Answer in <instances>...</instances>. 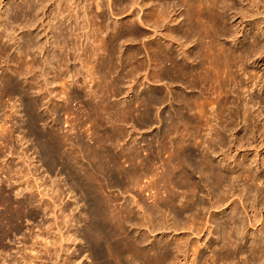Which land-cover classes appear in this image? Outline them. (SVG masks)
<instances>
[{
    "label": "rangeland",
    "instance_id": "374dc122",
    "mask_svg": "<svg viewBox=\"0 0 264 264\" xmlns=\"http://www.w3.org/2000/svg\"><path fill=\"white\" fill-rule=\"evenodd\" d=\"M30 1H31V4L34 8L36 6L38 7V8L36 7L38 10L35 9L36 11L33 10V12H32L28 8V4ZM39 2H42V3H39ZM88 2L92 3V0H88ZM34 3L37 5H35ZM66 3L67 2L59 3V0H0V14L2 15V18L0 16V18H1L0 19V28H2V27L4 28V26H8L9 30L13 29L12 32H14L15 35H19V36L24 37V43L27 40H29V38H28L29 36H26L27 33L30 34V32H31V33L37 34L39 32V34L41 35L38 37L35 34V35L30 37V39L33 37L31 40H33L35 43L34 44L35 49H33V51H31L30 55L28 54L27 58L29 57V60H30V58L38 59V64L41 63V60L47 59V65L42 66L40 64L38 66V67H40V69L37 70V74L45 71V75L44 76L41 75L38 78V80L40 81L41 85H43V86L47 85L49 94L51 93L52 95L51 94L50 95L56 97L58 100V101H55V103H50L47 100L48 98L49 99L51 98L49 96L46 99L49 104H47L46 101L45 102L47 105H51V106L46 105L44 107L43 105L39 104L38 102H37L38 104L35 103L37 101V99H35L36 94L34 93V90H28L26 88L25 92H23V88H22L21 90H16V91L12 90L9 92H0V146H1L0 147V154H1L0 155V198H1L0 199V264H13L14 262L16 264H21L22 261L20 260V257L24 253V251H25L24 254L28 253L29 257H31V256L34 257L36 255L35 253L39 251V247L42 245L43 246L45 245L44 243L46 242L47 237H49V239L51 238L50 241L53 238L55 239L57 237H60V236H58L60 233H57L58 227L56 225H55L56 227L54 229V231H56L55 232L56 235L51 234L49 236V234H47L48 228L46 230V227L47 226L49 227L50 224H53V225L58 224L60 227L62 225V227L65 229V231H64V229L62 228V231H64L63 233L66 232L65 235H68L69 232L67 230H69L70 234L74 238H71L72 242L70 241L64 247V250H61L60 248H58V250L56 251L55 246H52V243H50L51 251L49 254H46L45 251L43 249H41L42 251H40V253L38 252L39 254H37L39 257L38 258L39 260L38 259L35 260V263L37 262L36 264H67L68 261H66V260L68 259V256H69L68 253L70 254L71 259H72L71 260L72 262L69 261L68 264H99V262H100L97 259V257L94 255L90 244L87 243L88 241L85 240L80 233L83 230V227H85L87 224H89V221H90V218H89V221H88V218L84 219L86 217L85 216L86 214H84L86 212L85 211L86 210L85 209V207H86L85 203L86 202L83 198L84 194L81 193L82 191L80 190V188H78L74 185L72 177L70 175H68L69 174L68 170H65L64 166L61 164L62 161L58 160V162L55 164L54 169L52 171L48 170L47 166L44 165V163H43L44 162V157H43L44 153L42 152V150H44V147H43L42 140L45 141V138H42V134H45V132H46V134L51 133V134L55 135L56 137L59 138V140L60 139L62 140V141L60 140L61 142H63V140L67 141L66 140V137H67L69 142L68 141L67 142L64 141L65 143L63 142V146H65V147L62 148V151H64V152L68 151V153H72L73 151H75V153L79 156V161H80L81 165L85 166V169L87 167V169L89 171L90 170L93 171V169H94L93 166H95L94 172H97L96 166H98V165H99L98 167L103 166V168L105 169V172L103 174L99 173L98 174L99 178H100V180L103 179L102 180L103 184H105L106 182L107 183L109 182L112 185L111 188H108L109 191L106 189L107 190V192H106V190H105L106 193L104 192V195H107V196L111 195V197L114 199V203H115V201L117 203V204L115 203L117 208L118 207L122 208V207H125L126 205L129 207L132 206V208H134V210H135V214L136 215L138 214L140 217L139 218L137 216L139 218V219H137L138 221L142 219V217H143L142 215H145L144 209H146L149 206H150V208H152V206H153V208L156 209V211L154 210V213H155L154 216H156L155 217L156 221H159L160 219L163 218L162 221L161 220L160 221L162 223H165V225L161 224L160 221L159 222L161 225L155 221L156 226H157V228L155 230L153 228H152L153 230L150 228V225L152 226L151 223H150V225H148L149 228L152 230V232L150 233V236H149L151 241H147L144 244L145 245L144 247L148 250L152 246V245H150L151 242H153L158 247L161 246L160 250L163 253H165V257H166V259L163 260L164 261L163 264H168V263H166V261L168 262V257H167L168 256V248H167L168 244L170 245L171 248L173 247L172 250L175 251L177 249L176 246L178 245V242L179 243L181 242V241L176 242L177 241L176 239H179V237L181 238L183 236L187 237V238L184 237V241H186V251H185L186 253L184 252L183 254L178 255L179 261L177 260L176 264H179L180 261H181L180 264L181 263L182 264H191V263H193V261L195 259H196L195 260L196 263L194 262L193 264H212V263L213 264H262V263L264 264V256L261 257L259 254V255H257L259 257V259L257 257V260H256V258H254V257H256V255L255 256L253 255V257H252V256H250V255H252L250 250L248 251V249H250L251 245H252L251 241L256 239L258 236L260 239L264 240V234H262V233H260V231H258V229L260 230V228L262 226L261 225L262 219L264 217L262 216L261 221L258 224L256 223L253 227L252 222H254V220L253 219L251 220V218H252L251 216L254 213H253V210L249 207V204H247V206H248V208H250L249 209L250 211L249 212L245 211V213H247V214L244 213V217L247 215L246 221L251 220L252 222L249 221V222H251V224H248L249 222H247L248 230L246 228V231H245L247 234L246 233H244L243 235L241 234L240 240H238V243L240 242L239 248L241 250L238 248L237 253L236 254L233 253V255L230 257V256L226 255L227 248L224 247V245H226L227 243L224 242L225 240L223 241V239H224L223 234L224 233L222 234L221 228L219 229V232H218V228L220 226L217 224V222L221 220V217H222L221 213L222 212H225V211L230 212L231 211V209L228 208L230 206V202H228L229 200L227 202H225L226 205H224L225 203L222 204L223 205L222 207H214L213 209L210 207V209H209L210 211L209 210L204 211L205 214H203L204 213L203 211H201V214H199V213L195 214L194 211H191V212L187 211L184 215V219L187 217L186 220L183 219V222L180 225V227L178 229L174 230L172 228H169V225H168V219H171L172 213L169 212V210H167L168 209V201H167L168 198H166V197H168V195H167L168 194L167 193L168 180H166V181L164 180V179H166L165 177H168V159H169V157L171 155L176 156L177 154H179L180 150H184V149L185 150L189 149V150L195 151L196 156H198L197 157L198 160L200 158L201 153L205 154L206 151L207 152H213V153H211L213 155V157L211 155V158L215 159V157H216V159H215L216 162L218 160H220L217 162L218 164H220L219 162H221L224 158V161L221 162V164H223V165H220V166L222 168H224L225 170L233 169L234 168L233 165H235L236 163H240L241 161H243L244 158L246 159V160L244 159L246 161L245 163H247V161L250 159V157H251V160H252V157H256L257 160L259 159L258 162L260 161L262 163L263 158H264V137H263L264 132L261 131L263 129L259 130L256 127L259 124H260V126L264 124V48H263V52H262V48H261V51H259L258 54L250 56L248 59H245V61L243 63L242 62H239L237 64L233 63L232 65H230V67L231 66H233V67H231V68L228 67L227 69L225 68V72H223L224 76L228 75L227 71H229L230 69H233V71L235 72V74L238 77L237 81H242V85L239 86L238 93H236L235 88H237V87L234 86V83L232 81H230V79L226 80L227 77L226 78L223 77L224 79L223 78L221 79V81L223 80L222 81L223 86L227 85L226 86L227 88L229 87L232 90H234L235 93L233 92V94H231L233 101L236 99L235 100L236 103L238 102V104H241L235 108L236 110L237 109L243 110L245 108V106H249V110L246 113L249 120L245 121L244 118L246 115H244V111L242 112V110L241 111L239 110L240 115L237 114L238 117L236 116V117H233L232 120H228V123H230V121H232V123H231L232 127H230L231 131H229V127L226 126V124H225V126L228 129L225 128L224 124H220L222 121L221 119H219L220 122H217L213 118L215 120L213 124H215V125L219 124L217 126H224V127H222L223 132L226 131V133H225L226 135L223 134V136L225 135L226 137L225 136L224 137L223 136H219V137L216 136L215 137L213 133H212L213 136L211 134H209L210 130L208 129L207 126L205 127V125H203L204 127L203 126L197 127L198 123H197L196 118L194 116L196 110H194L192 112H190L188 110H184V114L187 117V121H185V123L181 122V124H177V118L174 117V115L172 117V111L174 110V108L170 107L171 105H169V102H168V68H167L168 62L166 64L165 63L162 64L163 65L162 68L164 70H162L161 67H159L157 69L156 68L146 69L143 67H139L137 70V74L138 73L139 74L138 75L136 74L135 76H128V79H125L126 83H125V80H122L120 83L121 84L120 88H118V89H116L114 86L111 85V83H112V82L110 83L111 79L107 78V75H106V73H104L103 70H99V72H100L99 74H97L95 72L96 73V75H95L96 79L90 78V73H88L89 69H87V66L89 64L87 65V63H85L88 59V57L86 55H87L88 50L91 51L92 50L91 48L92 47L95 48V46L98 45L99 42L98 41L95 42V39L92 38V35L94 34V32H93V29H92V26L90 23L88 25H89V29L92 30V31L90 30L92 32V34L87 35V31H89V30H87V27H86L87 26L86 20H82V18H81L80 19V20H82L81 23H77V22H75V20H73L74 22L73 21L72 22H68V21L66 22L64 20V18L60 14L63 13L64 11H66V9H67ZM17 4L19 5L20 9L16 10V8H17L16 6H18ZM39 5H41V6H39ZM238 6L242 7L241 4L240 5L238 4ZM95 9L96 8L94 7L93 8L94 12L95 11L97 12L98 10H95ZM106 9H107V7H105V11L107 12ZM23 10H24V12H23ZM257 10H258V12H257L258 14L255 12L256 16H252V17L249 16V17H246L243 19V17H241L240 15H237L234 18V21H233L234 26L232 27V32L237 35L236 40L232 39V38H228V37H223L222 42L227 44V45L232 46L236 50V49L240 48V46L242 48L243 47H250L255 36H256L259 38L260 43L264 47V34L262 33V31H264V9L263 8H258V9L255 8V11H257ZM98 12L102 13V9H100V11H98ZM140 12L141 11H139V13ZM6 13H8V14H6ZM143 13H144V11H142L140 14L143 15ZM6 15H7V17H6ZM9 15L10 16L12 15V16L9 18ZM92 15L93 14H91L90 16H92ZM15 16L17 18L15 19V21L14 20L12 21V19H14ZM5 20H9V21H6L7 22L6 23ZM255 22L261 23L260 29L258 31H257V28H255V26H254ZM13 23L15 25H13ZM16 24H18V25L16 26ZM2 25H4V26H2ZM12 25H13V28H11ZM74 25L76 27H74ZM166 26H164V28L161 27L159 29L162 32L161 33L159 31V34L161 33L165 37V39H166V37L168 38V36H167L168 35L167 34L168 28H166ZM14 27H16L17 30ZM72 27H74V28H72ZM152 29L155 30L154 28H152ZM9 30L7 33H9L11 31V30L10 31ZM153 30H151V32ZM22 32H24V33H22ZM59 32H60V34H59ZM151 32H149V33H151ZM154 32H152L149 35H151V37H152ZM164 32H165V34H163ZM75 33L77 36H74ZM109 34H110V30H108V29L107 30L104 29L102 31V36L108 37ZM80 36H82V37L79 38ZM153 37L155 38V36H153ZM154 38H151V39H154ZM93 39H94V41H93ZM125 40L126 39H123L120 43H123ZM166 40L168 41V39H166ZM12 42L13 41H9L8 43L9 44L11 43V45H12L13 44ZM93 43H95V44L97 43V44L95 45ZM87 44L88 45L90 44V45L87 46ZM131 44H132V42H131ZM131 44H130V41H128V42H126V45L123 47V49L119 50V52L117 54L118 55L117 58L119 59V63H116V64H118V67L121 66L122 63H124L123 61L121 62V60H123L127 57V55H126V48L127 47L126 46H129ZM133 44H135L136 46L140 45L137 47H141L142 42L137 41V42H134ZM36 45H39V46H36ZM56 45H58L60 47L62 46L61 47L62 50H61V48H58V47L54 48ZM90 46H92V47H90ZM73 47H74V49L76 47L75 51H74ZM13 48H14V46L10 50V55L15 56V55L19 54L20 51L23 53V55H25V52H26L25 48H22V50H20L19 47H18V50L16 48H14V50H13ZM15 49H16V51H15ZM50 49L53 50V52L55 53L54 56L52 55V52L50 51ZM70 49H71V51H70ZM42 50L44 51L43 53H42ZM67 51H69L70 53ZM62 52L66 53V54H63ZM92 52H95V50H92ZM22 53L19 55H22ZM67 53H69L70 55ZM83 53H85V54H83ZM62 55H65V57L67 56L69 58V59L64 58V59H66V61L68 60L69 63H67L68 61L65 62L63 60L64 56H62ZM119 55H120V57H119ZM82 56H83V59H81ZM53 57H55L56 60L52 59ZM96 57H98V56H96ZM96 57L91 59V60L95 59V61H91V60L90 61L96 63L98 60V58L96 60ZM145 57H146L145 53L142 52L140 54V57H139L140 61L137 60V61H139L138 63L145 61L146 60ZM58 58H59V60L61 59L62 64L60 63V61L57 60ZM84 59H85V61H84ZM118 59L116 62H118ZM51 61H53V62L50 63ZM79 61H83V62H79ZM64 62H65V64H64L65 66L63 65ZM81 63H85L87 66H83L85 64H81ZM52 64L54 65L55 68H53ZM164 65H166V67ZM137 66H138V64H137ZM67 67L69 70L67 69ZM88 68H89V66H88ZM140 68H141V70H139ZM118 69L120 72H123V74H127V71H125L126 70L125 68L123 69V67H119ZM161 70L163 73L160 72ZM68 71H70V72L68 73ZM138 71H140V72H138ZM154 71H155V73H154ZM156 72L157 73L159 72L160 77H159V75L156 76L157 75ZM152 73L155 74V76H153ZM1 74H2V69L0 68V75ZM88 74H89V77H88ZM99 75H100V77H99ZM101 76H103V77H101ZM165 76L167 77V79ZM64 77H66L67 80L69 79V82L72 84V87L69 86V88H66V92H67L66 94L67 95L65 93H63L65 90L63 89L62 84H60V83L64 82L63 81ZM85 77H86V79H85ZM87 77H88V79H87ZM154 77H156V78H154ZM157 77H159V78H157ZM161 77L163 79L164 78L165 79L159 80ZM66 78H65V81H67ZM97 78H99L98 81H97ZM73 79H74V81H72ZM91 79H92V81H91ZM129 79L132 81H127ZM59 80L62 82H60ZM101 80H103V81H101ZM84 81H89V82H87V84H86V82H84ZM96 81H97V85H96ZM135 81H136V84L134 83ZM258 82L260 84L259 86H257ZM42 83H44L45 85ZM217 83H219V81L218 82L213 81V82H211V84L209 83L207 85V86H209V89H211V90L208 91L207 92L208 95L206 94L205 96L209 97L210 98V99L208 98L209 100L212 99V102H213V104L212 103L208 104L209 105L208 111L209 112L210 111L211 112L216 111L215 113H213V115L209 114L210 118H212V116L214 117V114H216L218 111L217 109L219 108V104L215 102V101L219 100V98H217V97H220V99L222 98V96L220 94L221 88H219V87L216 88L217 85L218 86L220 85V83L219 84H217ZM22 84H23V82H22ZM94 84H95V86H94ZM137 84H140V85H137ZM90 86H92L93 89H91ZM97 86H98V88H97ZM131 87H133L134 89H131ZM89 88L92 91L93 90L94 91L92 92ZM137 88H138V91H137ZM99 91H100V93H99ZM213 91H215V92L217 91L216 94L214 92L212 95ZM143 92H145V93H143ZM209 92L211 95L209 94ZM94 93H96V96H97L96 100L92 98V97L95 98ZM155 94H157V95H155ZM159 94H160V96H158ZM237 95H239V96L237 97ZM154 96L156 98H158V97L159 98H158L157 102H155V104L154 103L151 104L149 102V99L151 97H154ZM213 98L216 100H213ZM133 99H136L135 103L134 102L132 103ZM159 100H162V101H159ZM26 101H28L27 102L28 104L31 102V105L33 103H35L37 106V109L35 108V110H33V112L30 111V109H28V106L26 105L27 104ZM241 101H243V102H241ZM244 103H245V105H244ZM52 104L58 105V107L54 109L53 108L54 106ZM40 105H41V107H40ZM96 105H98V106H96ZM232 105L233 104H231L230 106L233 108ZM29 106H30V104H29ZM174 107L176 108L177 105L175 104ZM238 107H241V108H238ZM50 108H53V109H50ZM207 108H208V106H207ZM210 108H212V109H210ZM168 110H171V111H169L170 113H168ZM230 111L233 112V109L228 107L226 110V114ZM261 112L263 113L262 116L260 115ZM90 114H92V115H90ZM93 115L95 116V118H93L94 117ZM35 117H36L38 122L36 123L35 126H32V118L35 119ZM206 117H207V113H206ZM223 120H226V118L225 119L223 118ZM40 121H42V122H40ZM172 121H175V122H172ZM186 122H188L189 124L188 123L186 124ZM173 124L178 125V127H179V125H181V126H180V128L176 129V128H174L175 126L174 127L172 126ZM182 124H183V126H182ZM181 127L182 128L184 127L185 132L187 130L189 134H187V132L184 133L183 132L184 130L181 129ZM249 127H250V131L248 130ZM1 128H3V129L1 130ZM4 128H6V129H4ZM196 128H197V130H196ZM242 128H244L246 130L244 131V129H242ZM254 128H256V130ZM198 129H199V131H198ZM252 129H254V130H252ZM247 130H248V132H247ZM252 131H254V132H253V134H251V137H249L248 133L249 132L251 133ZM261 132H262V134H261ZM194 133H196V134H194ZM231 135H233V137ZM234 135L237 136L236 139L234 138ZM260 135H263V136L261 137ZM244 136H245V138H244ZM222 137L224 139H222ZM240 137H242L243 139L241 138L242 140H240ZM217 138H220L221 140L217 139ZM247 138H249L250 140H248ZM189 139H190V141H189ZM237 139H238V141L239 140L241 141L240 142L241 145L238 143ZM217 140L220 141V143H218ZM223 140H224V143H222ZM214 141H216V142H214ZM234 141H236L235 143H237V144H235ZM189 142H191V143H189ZM211 142H212V145H211ZM182 144H184L183 147H182ZM82 145H83V147H82ZM95 151H96V153H101V155L103 157L102 156L98 157L99 159L94 158L95 154H96ZM256 151L257 152L259 151V152L256 153ZM132 152L137 153L136 157L131 155ZM216 153H217V156H215ZM252 154H256V155L253 156ZM112 157L114 159H112ZM132 157H134V158H132ZM135 158H136V160H135ZM96 159L99 163L96 161ZM111 159H112V161H111ZM113 160H115V162H113ZM148 162L151 165L148 164ZM249 162L251 163V161H248V163ZM74 163H75V161L73 162V165H74ZM97 163H98V165H97ZM101 163H103V165ZM228 164H229V166H228ZM147 165H149L148 166L149 169H147V167H146ZM77 166H78V168H80V165H76V163H75V165L73 166L74 167L73 170L78 171L79 169L77 168ZM88 166H90V167H88ZM223 166H225V167H223ZM230 166H231V168H230ZM226 167H228L229 169H227ZM89 168H91V169H89ZM263 169L264 168H262V170ZM129 172H134V173L137 172V174H135L137 178H135V176H134V178L128 179L126 176H124L125 173H129ZM24 174L25 175L27 174V175L24 176ZM110 174L111 175L114 174V175L110 176ZM164 174H165V176H164ZM263 174H264V170H263ZM198 176H199V174H198ZM104 178H107V181L104 182ZM112 179L115 181H113ZM121 179H123L122 180L123 182H127L128 184L126 183L122 187V189H119L121 187L117 186V182L118 181L121 182ZM28 180H29V182H27ZM133 180H135V181L133 182ZM129 181H130L131 185H129ZM204 181H205V177H204ZM113 182H115V183H113ZM203 184L204 183H202L201 185H202V188L204 190L202 189L203 191L202 190L200 191V193H199L200 197L198 194V198H200L198 200L200 201L201 204L204 203L206 206H210V204L212 202H215V197L213 198L212 195L210 196L209 193H207L208 190H207V188L205 189V187H203ZM38 185L39 186L41 185V188ZM132 185L134 187H132ZM136 185H138L139 187ZM258 186H261V185H258ZM147 188H149V189H147ZM45 189H46V192L49 191L48 193H50V195L49 196L46 195L45 197H43L44 198L43 199V198H41L42 196H40V195H41V193H44L43 191ZM149 190H151V191H149ZM185 194L186 193H182L181 196L182 197L185 196L184 199H187V200L191 197L190 199L192 200L193 197L191 195H189L190 193H188V195L187 194L185 195ZM187 196H188V198H187ZM208 196H209V198H208ZM233 199L238 200L239 204H242L241 201L239 200L240 198L238 199L237 196ZM3 200L6 202H4ZM206 200L209 201L210 204ZM216 200L218 201L217 197H216ZM41 202L49 204L50 205L49 208H51V209L45 210V207H42L43 204ZM52 202L54 204H56L57 206L52 204ZM133 203H134V205H133ZM28 204H30V205H28ZM39 204H41V205H39ZM158 204L159 205L162 204L161 206H163V207L159 206ZM155 205H156V207H154ZM18 206H23L21 212L22 213L24 212V214H22L20 212L22 219L18 218V217H16L14 219L13 225H20V231L17 232V231H13L11 229V225H8L7 220H4V219L10 211H16V207H18ZM157 206H159V207H157ZM63 208H64V211H66V215L68 217V220H66L67 218H63V216H62V213H61L62 210L61 209H63ZM141 208L142 209L144 208V209L141 210ZM161 208H163V209L166 208V209L163 210ZM242 209L244 210L243 207H242ZM220 211H222V212H220ZM260 211L263 213L262 215H264V209H260ZM82 213H83V215H82ZM207 214H208V217L206 218ZM74 215H77L80 218L79 221L77 220L79 222V225H77V227H76L75 222H73L75 220H72L74 225L72 224V222H71V224L69 223L70 218H72ZM191 215H193V216L197 215V217H198V215H200V216L198 217L199 219L196 218V221H195V219H193V220L190 219L193 217V216L191 217ZM248 215H249V217H248ZM69 216H71V217H69ZM77 216H76V218H77ZM157 216H159V217L157 218ZM203 216L205 218H203ZM195 217H193V218H195ZM201 218H203L201 220L202 222L199 221ZM55 219H56V221H55ZM64 220H65V222L62 223ZM146 220H147V222H149L148 219H145V221ZM188 220L192 221V222L190 223ZM214 220L215 221L217 220V221L215 222ZM197 221H199L201 223L199 224V222H197ZM196 222H197V224H195ZM68 223H69V225H68ZM209 223H210V226L212 227V228L210 227V229H209ZM7 225H8V228H7ZM35 225H37V226H35ZM158 225H160V226H158ZM187 225H189V228L187 227ZM214 225H216V226L218 225L217 226L218 228L215 227ZM190 226H192V229H190L191 228ZM194 226L197 230L194 228ZM182 227H183V229H181ZM198 227H199V229H198ZM42 228L43 229L45 228L44 233H43ZM146 228L144 227V228L140 229V231H139L140 235L145 233ZM203 228H205V229H203ZM34 229H35V232H34ZM36 229L38 231H40L41 234L38 233V231ZM132 229H133L134 233H137L136 228H132ZM200 229H202V230H200ZM228 229H230V227H228L227 230ZM198 230H200L201 233ZM192 231H194V233H192ZM180 232L182 233L183 236L181 235ZM216 232H218V233H216ZM36 234H38V236L40 234V237L39 238H38V236L36 237ZM220 234H222L223 236ZM175 235H176V237H175ZM217 236L219 238H216ZM251 237L254 239H252ZM36 238H38V239H36ZM245 238H246V240H245ZM26 239H29V245L26 243V241H25ZM187 239H189V240H187ZM199 239L201 242L199 241ZM37 240H39V243L36 242ZM173 240L175 241V243ZM47 241L49 242V240H47ZM34 242L38 243L37 245L35 244L36 247H38V251H36L37 249L34 251H31L32 250L31 247H32V244L34 245ZM187 242L190 243V245H188ZM241 242H242V244H241ZM197 244H198V246H200L199 248H198ZM201 244H203V245H201ZM248 244H250V245H248ZM263 244H264V242L262 243V250L264 252V245ZM26 245L28 246V250L26 249V247H27ZM206 245H208V246H206ZM201 246H202V248H201ZM67 247H69V248H67ZM241 247L243 248V250ZM90 248H91V250H90ZM224 248H225V250H224ZM244 248L247 250H245ZM164 250H165V252H164ZM194 250H196V252H193ZM241 251H243L244 253L241 254L240 253ZM31 252H34V254H32ZM247 252H248V254H247ZM30 253H31V256L29 255ZM58 253L61 256H59ZM151 253L153 254V252H151ZM175 253H178L177 250L175 251ZM196 253H197V255H196ZM217 254H218V259H220V261H218V259H217ZM219 254H221L220 258H219ZM186 255L188 256V258L189 257L190 258L188 259ZM261 255H264V254L261 253ZM245 256L250 258V260L252 258L251 261L252 262L254 261V262L253 263H247V261H244ZM260 257H261V259H260ZM150 258L152 259L153 264H155V259H154L153 255H150ZM197 258H198V260H197ZM215 258L217 261L215 260ZM230 258L231 259L233 258V259L230 260ZM212 259H214L216 262L214 260H213L214 261L213 262ZM3 260H6L5 263ZM258 260H259V262H257ZM261 260H262V262H261ZM12 261H13V263H12ZM207 261H208V263H207ZM221 261H222V263H219ZM223 261L225 263H223ZM30 264H34V262L30 263ZM136 264H144V263L138 262ZM170 264H175V263H170Z\"/></svg>",
    "mask_w": 264,
    "mask_h": 264
},
{
    "label": "bare ground",
    "instance_id": "6f19581e",
    "mask_svg": "<svg viewBox=\"0 0 264 264\" xmlns=\"http://www.w3.org/2000/svg\"><path fill=\"white\" fill-rule=\"evenodd\" d=\"M63 2H67L66 3V5H67L66 11H64L63 13L60 14L64 18V20L66 22L67 21L72 22L73 20H75V22H77V23H81L82 20H86L87 21L86 27H87V30H89V31H87V35L92 34V32H91L92 30L89 29V25H88L90 23L92 26L93 32H94V34L92 35V38L95 39V42L96 41L99 42L98 45H96L98 42L96 44L93 43L96 45L95 48L90 46V47H92L91 48L92 50H95V52H92V50L91 51L88 50V52H87L86 56L88 57V59L87 58L86 59L88 62L86 61L85 63H87V65L89 64L88 65L89 68L85 63H81V64H85L83 66H87V69H89L88 73H90V78L96 79L95 78L96 73L99 74L100 73L99 70H103L104 73H106L107 78L111 79V81H110V83L112 82L111 85L114 86L116 89H118V88H120V85H121L120 83L122 80L128 79V76H135L137 74V70L139 67H143L146 69H152V68L157 69L159 67L162 68L163 67L162 64H164V63L166 64L168 62L167 63L168 64V67H167L168 68V102H169V105H171L170 107L174 108V110L172 111V117L174 115V117L177 118V124H181V122L185 123V121H187V117L184 114V110H188L190 112L196 110L194 116H195L196 121L198 123L197 127H200L203 125H205V127L207 126L208 129L210 130L209 134L212 135V133H213L215 137L216 136L217 137L223 136V134L226 133V131L223 132V128H222L225 126V124H226V126L229 127V131H231L230 127H232L231 126L232 121H230V123H228V120H232L233 117H236L237 114H239L242 109L241 110L239 109L240 111L238 109H237L238 111L235 109L238 105H241V104H238V102L236 103V101H235L236 99L233 101L231 94H233L234 90H232L229 87L227 88L226 87L227 85H225V84H224L225 86H223L222 85L223 80L221 81V79L223 77L224 78L227 77L226 80L230 79V81H232L234 83V86L237 87L235 89H236V93H238V88H239V86L242 85V81H237L238 77L235 74V72L233 71V69H230L231 67H233V66L230 67V65H232L233 63L237 64L239 62L243 63L245 61V59H248L250 56L258 54V52L261 51V48H262V52H263L264 47L260 43L259 38L256 36H255L250 47H243L242 48L240 46V48H238L236 50L232 46L223 43L222 38L228 37V38H232V39L236 40L237 35L232 32V27L234 26V24H233L234 18L237 15H240L241 17H243V19L246 17H249V16L250 17L256 16V13L258 12V10L255 11V8H257V9L263 8L264 9V0H92V3H89L88 0H59V3H63ZM39 3H42V2H39ZM238 4L239 5L241 4L242 7H239ZM35 5H37V4H35ZM41 5H39V6H41ZM16 7H17L16 10L20 9L19 5ZM36 7L34 8L32 6L31 1L29 2L28 8L32 12H33V10L38 8V7L37 8ZM94 7L96 8L95 10H98V11H100V9H102V13L98 12V11L94 12V10H93ZM105 7H107V9H106L107 12L105 11ZM138 10L141 12L144 11L143 15L140 14L141 12L139 13ZM23 12H24V10H23ZM89 12L93 15L90 16L91 14ZM6 14H8V13H6ZM0 16L2 18L1 14H0ZM11 16L9 15V18ZM6 17H7V15H6ZM16 18L17 17L15 16L14 19H12V21L13 20L15 21ZM81 18H82V20H80ZM6 21H9V20H5V22ZM4 25H2V26H4ZM13 25H15V24L13 23ZM13 25L11 28H13ZM17 25L18 24H16V26ZM164 26H166V28H168V30H167L168 38L166 37V39H168V41L161 34L162 33L161 30H159L161 27L164 28ZM254 26H255V28H257V31H258L260 29L261 23L255 22ZM7 27L8 26H4V28L3 27L0 28V68L2 69V74L0 75V92H9L12 90L16 91V90H21L22 88H23V92H25V89L27 88L28 90H34V93L36 94L35 99H37V101L35 102L36 104L39 103L45 107L47 104H49L48 102L55 103V101H58L57 98L54 96H51L52 94L51 93H50L51 95L49 94L47 85L46 86L41 85L40 81L38 80V78L41 75L42 76L45 75V71L42 73L40 72L41 74L40 73L37 74V70L40 69V67H38V66L40 64L42 66L47 65V59L41 60V63L38 64V59L30 58V60H29V57L27 58L28 54L30 55L31 51H33V49H35V46H34L35 43L33 40H31L33 37L31 39H30V37L35 35L36 33H31V32H30V34L27 33L28 35L26 34V36H29L28 37L29 40L26 39L27 41L25 40L26 42L24 43V37L19 36V35H15L14 32H12L13 29L12 30L10 29L11 30L10 31L9 27L8 28ZM74 27H76V26L74 25ZM74 27H72V28H74ZM14 28L16 29V27H14ZM103 28L105 30H107V29L110 30V34L108 37L102 36V31L104 30ZM152 28H154L155 30H153ZM8 30L10 31L9 33H7ZM151 30H153L152 32L155 31L153 33V36H155V38L153 36L151 37V35H149L152 33ZM159 31L161 32L160 34H159ZM149 32H151V33H149ZM22 33H24V32H22ZM262 33L264 34V31H262ZM59 34H60V32H59ZM163 34H165V32ZM36 36L39 37L41 35L38 32L36 34ZM74 36H77L76 33L74 34ZM82 36H80L79 38H81ZM150 37L154 38V39H151ZM94 39H93V41H94ZM123 39H126V40L123 43H120ZM9 41H13L12 42L13 44L12 45H11V43L9 44L8 43ZM128 41H130V44L132 42V44L129 46H126L127 47L126 48L127 57L125 59H123L121 57L123 59V60H121V62L123 61L124 63H122V65L119 66V67H123V69L124 68L126 69L125 71H127V74H123V72L119 71L118 64H116V63H119V59L117 58V56H118L117 54H118L120 49H123V47L126 45V42H128ZM137 41L142 42L141 47H137L140 45L136 46L135 44H133L134 42H137ZM89 45L87 44V46H89ZM13 46L17 50H18V47L20 50H22V48H25V50H26L25 55H23V53L21 51L20 52L22 53V55H19V54H21L20 52L17 55L14 54L15 56L10 55V50ZM36 46H39V45H36ZM56 47L61 48L62 46L60 47V46L56 45L54 48H56ZM14 48H13V50H14ZM16 49H15V51H16ZM73 49H74V47H73ZM75 49H76V47H75ZM75 49H74V51H75ZM53 50L50 49V51L52 52V55L54 56L55 53L53 52ZM61 50H62V48H61ZM70 51H71V49H70ZM43 52L44 51L42 50V53ZM67 52H69V51H67ZM142 52L145 53L146 60L142 61L141 63H138L140 61V59H139L140 54ZM69 53H67V54H69ZM63 54H66V53H63ZM83 54H85V53H83ZM62 56H64L63 60L65 62H67L68 60L66 61V59L68 57L67 56L65 57V55H62ZM96 56H98V57H96ZM94 57H96V60L98 58L96 63L91 62V61H95V59L91 60ZM119 57H120V55H119ZM64 58H66V59H64ZM52 59L56 60L55 57H53ZM81 59H83V56ZM117 59H118V62H116ZM57 60L60 61V63L62 64L61 59L59 60V58H58ZM137 60H139V61H137ZM84 61H85V59H84ZM52 62L53 61H51L50 63H52ZM65 62L63 63V65L65 64ZM79 62H83V61H79ZM67 63H69V61ZM137 64H138V66H137ZM52 66H53V68H55L53 64H52ZM164 66L166 67V65H164ZM228 67H230L229 68L230 70L227 71L228 75L224 76L223 72H225V68L227 69ZM67 69H68V67H67ZM139 70H141V68ZM162 70H164V69L162 68ZM162 70L160 72H162ZM69 72L70 71H68V73ZM138 72H140V71H138ZM154 73H155V71H154ZM152 75L155 76V74H153V73H152ZM158 75H159V72L157 73L156 76H158ZM88 77H89V74H88ZM88 77H87V79H88ZM99 77H100V75H99ZM101 77H103V76H101ZM159 77H160V75H159ZM159 77H157V78H159ZM65 78L66 77H64V79H63L64 82L60 83V84H62V87L65 90L63 93L66 94L67 93L66 88H69V86L72 87V84L69 82V79L67 80V78H66L67 81H65ZM154 78H156V77H154ZM85 79H86V77H85ZM161 79L164 80L165 78L163 79L161 77L159 80H161ZM166 79H167V77H166ZM98 80H99V78H97V81ZM72 81H74V79ZM89 81H84V82H86V84H87V82H89ZM91 81H92V79H91ZM97 81H96V85H97ZM101 81H103V80H101ZM127 81H132V80L129 79ZM213 81H217V82L219 81L220 85L219 86L217 85L216 88H218V87L221 88L220 94H221L222 98L220 99V97H217V98H219V100L215 101V102L219 104V108L217 107L218 111L216 114H214V117L212 116V118H210L209 114L213 115V113H215L216 111L215 112H211V111L209 112L208 111V109H209L208 104H210V103L213 104V102H212V99L209 100L210 98L206 97L205 95L207 94L208 91L211 90V89H209V86H207V85L209 83L211 84V82H213ZM22 82H23V84H22ZM60 82H62V81H60ZM44 83H42V84H44ZM125 83H126V80H125ZM134 83L136 84V81ZM219 83H217V84H219ZM137 85H140V84H137ZM259 85L260 84L258 82L257 86H259ZM94 86H95V84H94ZM90 88L93 89L92 86H90ZM97 88H98V86H97ZM131 89H134V88L131 87ZM137 91H138V88H137ZM214 92L215 91L212 92V95ZM216 92H215V94H216ZM96 93H94L95 98L92 97L95 100L97 97ZM99 93H100V91H99ZM143 93H145V92H143ZM209 94H210V92H209ZM155 95H157V94H155ZM239 95H237V97ZM49 96L51 97L50 99L48 98ZM158 96H160V94ZM155 98H156L155 96L151 97L149 99V102L151 104L152 103L155 104V102H157L159 97L156 99ZM46 99L48 100V102ZM135 100L136 99H133L132 103L133 102L135 103ZM213 100H216V99L213 98ZM45 101L47 102V104ZM159 101H162V100H159ZM27 102L28 101H26V103ZM241 102H243V101H241ZM35 103H33L31 105V102H30L29 103L30 106L28 103L26 104L28 106V109H30V111H32V112H33V110H35V108L37 109V106ZM175 104L177 105L176 108L174 107ZM231 104H233L232 105L233 108L230 106ZM41 105H40V107H41ZM52 105L54 106L53 107L54 109L58 107V105H54V104H52ZM98 105H96V106H98ZM244 105H245V103H244ZM47 106H51V105H47ZM207 106H208V108H207ZM228 107L233 109V112L230 111L226 114V110ZM53 108H50V109H53ZM238 108H241V107H238ZM210 109H212V108H210ZM171 110H168V113H170L169 111H171ZM248 110H249V106H245V108L242 110V112L244 111V115H246L244 118L245 121L249 120L248 116L246 114L248 112ZM206 113H207V117H206ZM90 115H92V114H90ZM260 115L262 116L263 113L261 112ZM93 118H95V116ZM213 118L217 122H220L219 119H221L222 121L220 124H224V126H217V125H219L217 123H216L217 125L213 124L215 121ZM223 118L224 119L226 118V120H223ZM37 122L38 121H37L36 117H35V119L32 118V126H35ZM40 122H42V121H40ZM172 122H175V121H172ZM187 123L188 122H186V124ZM172 126L173 127L175 126L174 128L178 129V128H180L181 125H179V127H178V125L173 124ZM182 126H183V124H182ZM226 126H225V128H227ZM184 127L183 128L181 127V129L184 130ZM6 128H4V129H6ZM256 128H258L259 130L263 129L261 131L264 132V124L261 126L259 124ZM256 128H254V129L256 130ZM2 129L3 128H1V130ZM199 129H198V131H199ZM242 129H244V128H242ZM254 129H252V130H254ZM196 130H197V128H196ZM245 130L246 129H244V131ZM248 130L250 131V127ZM248 130H247V132H248ZM183 132L184 133L187 132V134H189L187 130H186V132H185V130ZM253 132L254 131H252L251 133L250 132L248 133L249 137H251V134H253ZM194 134H196V133H194ZM261 134H262V132H261ZM231 136L233 137V135H231ZM245 136H244V138H245ZM260 136L262 137L263 135H260ZM223 137H222V139H224ZM42 138H45V141L41 139L42 143H43V147H44V150H42V152L44 153L43 154L44 155L43 156L44 157V162H43L44 165L47 166L48 170L52 171L54 169L55 164L58 162V160L62 161L61 164L64 166L65 170H68V172H69L68 175H70L72 177L74 185L76 187L80 188V190L82 191L81 193L84 194L83 198L86 202L85 203L86 204V207H85L86 212L84 213V214H86L85 215L86 217L84 219L88 218V221H89V218H90V221H89V224H87L85 227H83V230L81 232L80 231L79 232L81 233L83 238L88 241L87 243L90 244L94 255L100 261L99 264H134L135 262L136 263H138V262L142 263L143 262L144 264H153L152 259L150 258V255H153V257L155 259V264H163L164 263L163 260L166 259V257H165V253H163L160 250L161 246L158 247L153 242H151L150 245H152V246L148 250L144 247L145 246L144 244L147 241H151L149 236H150V233L152 232V230L153 229L155 230L157 228L156 223H155V221H156L155 217L156 216H154L155 215L154 210L156 211V209H154L153 206H152L153 209L150 208V206L147 207L146 209L143 208L145 210L144 211L145 215H142L140 213L143 217L141 216L142 219L138 221L137 219H139L140 217L138 214L137 215L135 214V210H134V208H132V206L129 207L126 205L125 207H122V208L118 207L117 208L115 205L116 201L114 203V199L111 197V195L110 196L104 195L105 190L107 189L109 191L108 188H111L112 185L109 182L108 183L106 182L105 184H103V181H102L103 179L100 180L98 174L99 173L103 174L105 172V169L103 168V166L98 167L99 162L97 161V159H96V161L98 162L97 163L98 166H96L97 172H94L95 166H93L94 169L91 167L93 169V171L90 170L91 171L90 172L87 169V167L85 169V166L81 165V163L79 161V156L75 153V151H73L72 149H71L73 151L72 153H68V151L67 152L62 151V148L65 147V146H63V142L65 140H63V142H61L62 141L61 139H60L61 140L60 141L59 138L56 137L55 135H53L51 133L46 134V132H45V134H42ZM234 138L236 139L237 136L234 135ZM241 138L242 137H240V140L243 139V138L242 139ZM217 139H220V138H217ZM247 139L250 140L249 138H247ZM66 140L68 141L67 137H66ZM240 140L238 141V139H237L238 143L241 145ZM67 141H65V142H67ZM189 141H190V139H189ZM214 142H216V141H214ZM217 142L220 143V141H218V140H217ZM235 142L236 141H234V143ZM189 143H191V142H189ZM222 143H224V140ZM235 144H237V143H235ZM183 145L184 144H182V147H183ZM211 145H212V142H211ZM82 147H83V145H82ZM136 152H134V153L132 152L131 155L136 157V155H137ZM258 152L256 151V153H258ZM95 153H96V151H95ZM211 153H213V152H207L206 151L205 154L201 153L200 158L198 160V158H197L198 156H196L195 151L189 150V149L188 150L184 149V150H180L179 154L176 153L177 154L176 156L171 155L169 157V159H168V177H165L166 179H164L165 181L168 180V186H167L168 187V190H167L168 197H166V198H168L167 199V201H168V209L167 210H169V212L172 213L171 219H168V225H169V228L176 230L182 224L183 219H184V215L187 211H190V212L194 211L195 214H197V213L201 214V211L204 212L205 210H209L210 207L212 209L214 207H222L223 206L222 204H224L225 202H227L229 200L228 202H230V206L228 208H230L231 211L230 212H227V211L222 212L223 210L220 211V212H222L221 213L222 217H221V220L217 222V224L220 227L218 228L217 227L218 225L217 226L214 225V226L218 228V232H219V229L221 228L222 234L224 233L223 234L224 235L223 241L225 240L224 242L227 243L226 245H224V247L227 248L226 255L231 257L233 255V253L234 254L237 253V250L239 248V243H240V242L238 243V240H240L241 234L243 235L244 233H246L245 231L247 228V222H249L253 219L254 222H252V221L251 222L253 223L252 225L254 227V225L256 223L258 224L261 221V217L262 216L264 217V215H262L263 213L260 211V209H264V174H263L264 169L262 170V168H264L263 167L264 166V158H263V161L261 163L260 161L258 162L259 159L257 160L256 157H252V160L250 157V159L248 161H251V163L250 162L248 163V161H247V163H245L246 159L243 157L245 160L243 159V161H241L240 163H236V164L234 163L235 165H233L234 166L233 169H229L228 167H226L229 170H225L224 168H222L220 166V165H223V164H221V162L224 161V158L221 162H219L220 164H218L217 162L220 160H218L216 162L215 161L216 157H215V159L211 158V155H212ZM252 155L254 156L256 154H252ZM101 156H102L101 153H96L94 158H98ZM215 156H217V153ZM134 157H132V158H134ZM212 157H213V155H212ZM112 159H114V158L112 157ZM112 159H111V161H112ZM115 160H113V162H115ZM135 160H136V158H135ZM74 161H75L76 165H80V168H78V166H77V168L79 169L78 171L73 170V168H74L73 166L75 165V163L73 165ZM101 164L103 165V163H101ZM148 164H150V163L148 162ZM148 166L149 165L146 166L147 169H149ZM228 166H229V164H228ZM88 167H90V166H88ZM223 167H225V166H223ZM91 168H89V169H91ZM230 168H231V166H230ZM111 174H110V176L114 175V174L113 175H111ZM135 174H137V172L136 173L129 172V173H125L124 176H126L128 179L134 178V176H135V178H137ZM198 174H199V176H198ZM26 175L24 174V176H26ZM164 176H165V174H164ZM204 177H205V181H204ZM122 180L123 179H121V182L116 181L117 186L121 187L119 189H122V187L127 183V182H123ZM105 181H107V178H104V182ZM113 181H115V180H113ZM134 181L135 180H133V182ZM27 182H29V180ZM113 183H115V182H113ZM202 183H204L203 187H205V189L207 188V190H208L207 193H209L210 196L212 195L213 198L215 197V202L217 201L216 200V197H217L218 201L216 203L212 202L210 204L209 201H207V200L206 201L210 204V206H206L204 203L203 204L200 203V201L198 200V199H200V198H198V194L203 189L202 185H201ZM129 185H131L130 181H129ZM258 185H261V186H258ZM136 186H138V185H136ZM39 187L41 188V185ZM132 187H134V186L132 185ZM147 189H149V188H147ZM107 190H106V192H107ZM149 191H151V190H149ZM43 192L44 193H41V195H40V196H42L41 198L45 197L46 195L47 196L50 195V193H48L49 191L46 192V189ZM182 193H186L187 195H188V193H190L189 195H191L193 197L192 200L190 199L191 197L188 199L189 201L187 199H184L185 196L182 197L181 196ZM236 196L238 197V199L240 198L239 200L241 201L242 204H239L238 200L233 199ZM199 197H200V194H199ZM187 198H188V196H187ZM208 198H209V196H208ZM4 202H6V201H4ZM30 204H28V205H30ZM42 204H43L42 207H45V210L51 209V208H49L50 207L49 204H47V203H42ZM52 204H54V203L52 202ZM247 204H249V207L253 210V213H254L251 216L252 217L251 220H249V221H246L247 215L244 217L245 211L246 212L250 211L249 210L250 208H248ZM39 205H41V204H39ZM54 205H56V204H54ZM133 205H134V203H133ZM161 205H159V206H161ZM224 205H226V203ZM159 206H157V207H159ZM154 207H156V205ZM161 207H163V206H161ZM242 207L244 208V210L242 209ZM22 208H23V206L16 207V211H10L4 219V220H7L8 225H11V229L13 231H17V232L20 231V225H13V223H14V219L16 217L21 218L20 212L22 211ZM143 209L141 208V210H143ZM161 209H163V208H161ZM165 209H163V210H165ZM61 210H62L61 213H62L63 218H67L66 220H68V217L66 215V211H64V208ZM22 214H24V212ZM203 214H205V212ZM245 214H247V213H245ZM82 215H83V213H82ZM249 215H248V217H249ZM76 216L77 215H74L72 218H70L69 223L71 224L72 220H75L73 222H75L76 227H77V225H79L78 221L80 218H79V216H77V218H76ZM192 216L193 215H191V217ZM199 216L200 215H198V217ZM69 217H71V216H69ZM158 217L159 216H157V218ZM193 217H195V218H193ZM193 217L190 219L191 220L195 219V221H196V218L199 219L197 217V215H194ZM207 217H208V214H207L206 218ZM186 218L184 220H186ZM203 218H205V217L203 216ZM203 218H201L199 221H201ZM56 219H55V221H56ZM145 219H148L149 222H147V220L145 221ZM162 219H160V220L162 221ZM159 221H156V222H158L160 224L161 221L160 222ZM199 221H197V222H199ZM64 222H65V220L62 223H64ZM73 222H72V224H73ZM189 222L191 223L192 221H189ZM197 222L195 224H197ZM201 222H199V224ZM251 222H249L248 224H251ZM69 223H68V225H69ZM150 223L152 224V226L150 225ZM161 224L165 225V223H162V222H161ZM8 225H7V228H8ZM55 225L58 227L57 233H60L58 235L60 237H57L55 239L53 238L51 241H50L51 238L49 239V237H47L45 243L42 241L45 245L40 246L39 251H38V247H36V245L39 243V240L41 239L40 238L39 240L36 241L38 243L34 242V245L32 244V247H31L32 250L31 251H34L37 249L36 251H38L40 253V251H42L41 249H43L46 254H49L51 251L50 243H52V246H55V250L57 251L58 248H60L61 250H64V247L70 241L72 242L71 238H74V237H72L69 230H67L69 232V234L65 235L66 232L63 233L65 231V229L62 227V225L60 227L58 224H54V225L50 224L49 227L48 226L46 227V230L48 228L47 234H49V236L51 234H55V232H56V231H54V229L56 227ZM148 225H150V228L151 229L153 228V229L151 230ZM160 225H158V226H160ZM261 225L262 226H261L260 230L258 229V231H260V233L264 234V218L262 219ZM35 226H37V225H35ZM144 227L148 228V229L146 228L147 232L145 231V233L140 235L139 231L141 228H144ZM187 227L189 228V225H187ZM190 227H191L190 229H192V226H190ZM210 227L211 226L209 223V229H210ZM228 227H230V229L227 230ZM62 228L64 229V231H62ZM132 228H136L137 233H134ZM194 228H195V226H194ZM205 228H203V229H205ZM44 229L42 228L43 233H44ZM181 229H183V227ZM198 229H199V227H198ZM200 230H202V229H200ZM200 230H198V231L200 232ZM247 230H248V228H247ZM34 232H35V229H34ZM218 232H216V233H218ZM38 233H40V231H38ZM192 233H194V231H192ZM40 234H39V236H38V234H36V237L38 236V238H39ZM222 234H220V235H222ZM181 235H182V233H181ZM175 237H176V235H175ZM184 237L185 236H183L181 238L179 237V239H176L177 240L176 242L181 241L180 243L178 242V245L176 244L177 246L175 245L178 253H175L176 250L174 249L175 251H173L172 250L173 247L171 248L170 245L168 244V247H167L168 248V256H167L168 262L166 261V263H168V264L175 263L176 264L177 260H178V255H181L186 251V241H184ZM38 238H36V239H38ZM185 238H187V237H185ZM216 238H219V237L217 236ZM252 239H254V238H252ZM47 240H49V242ZM187 240H189V239H187ZM245 240H246V238H245ZM25 241L29 245V239H26ZM199 241H200V239H199ZM263 242H264V240L260 239L259 236L256 239H254L253 241H251L252 245H251V248L249 247L250 249H248V251L250 250V252L252 254L250 256L253 257V255L254 256L256 255V257H254V258H256V260L258 257L257 255L260 254L261 257L264 256V255H261V253L264 254V252L262 250V243ZM174 243H175V241H174ZM241 244H242V242H241ZM188 245H190V243H188ZM201 245H203V244H201ZM248 245H250V244H248ZM197 246H198V244H197ZM206 246H208V245H206ZM199 247L200 246H198V248ZM67 248H69V247H67ZM91 248H90V250H91ZM201 248H202V246H201ZM26 249L28 250V246L26 247ZM224 250H225V248H224ZM242 250H243V248H242ZM245 250H247V249H245ZM38 252L35 253L36 255L34 257L31 256V253L34 254V252H31L29 254L31 257H29L28 253L24 254L25 253V251H24V253L20 257V260L22 261L21 264H30L33 262H34V264H36L37 262L35 263V260L39 258L37 255V254H39ZM151 252H153V254ZM164 252H165V250H164ZM193 252H196V250H194ZM240 253L243 254L244 252L241 251ZM247 254H248V252H247ZM68 255H69L68 259L66 260V261H68L67 264L69 263V261L72 262L71 261L72 259H71V256L69 253H68ZM196 255H197V253H196ZM220 255L221 254H219V258H220ZM59 256H61V255L59 254ZM261 257H260V259H261ZM187 258H188V256H187ZM217 259H218V254H217ZM232 259L230 258V260H232ZM258 259H259V257H258ZM195 260L193 261V263L195 262ZM197 260H198V258H197ZM213 260L214 259H212V261ZM215 260H216V258H215ZM251 260H252V258H251ZM251 260H250V258L245 256L244 261H247V263H253L254 261L252 262ZM3 261L5 263L6 260H3ZM218 261H220V259H218ZM180 262H179V264H180ZM257 262H259V260ZM261 262H262V260H261ZM12 263H13V261H12ZM193 263H191V264H193ZM207 263H208V261H207ZM219 263H222V261ZM223 263H225V262L223 261ZM13 264H16V263L14 262Z\"/></svg>",
    "mask_w": 264,
    "mask_h": 264
}]
</instances>
